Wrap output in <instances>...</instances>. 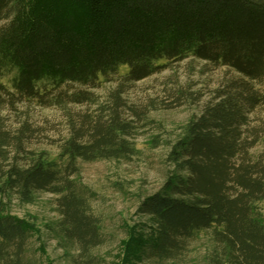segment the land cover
<instances>
[{"label": "trees", "instance_id": "16d2710c", "mask_svg": "<svg viewBox=\"0 0 264 264\" xmlns=\"http://www.w3.org/2000/svg\"><path fill=\"white\" fill-rule=\"evenodd\" d=\"M189 56L239 77L217 89L171 146L163 184L138 207L151 230L133 228L122 264L179 259L203 231L212 264H264V160L252 153L264 132L251 123L264 105V0H0V104L87 103L101 81H139L161 71V59ZM118 109L71 125L56 159L28 149L26 132L0 121V264H40L28 252L34 226L9 208L40 192L57 195L60 246L75 248L84 264L100 262L93 252L107 237L79 162L136 153Z\"/></svg>", "mask_w": 264, "mask_h": 264}, {"label": "rangeland", "instance_id": "374dc122", "mask_svg": "<svg viewBox=\"0 0 264 264\" xmlns=\"http://www.w3.org/2000/svg\"><path fill=\"white\" fill-rule=\"evenodd\" d=\"M163 69L142 80L125 82L117 76L101 81L93 89V100L83 104L43 106L35 100L0 104V121L12 133L25 131V146L46 152L50 159L58 157L59 147L68 136L71 125L83 126L86 118L102 115L109 118L118 107L121 119L130 123V139L136 153L129 160L101 159L80 161L78 178L90 186L97 197L93 209L102 219L106 234L104 244L94 249L97 264H122L125 243L133 228L148 234L151 218L138 211L140 202L163 184L168 169V152L181 137L186 123L213 100L217 89L223 88L239 74L227 66H216L189 56L167 61ZM122 66L119 75L128 72ZM2 81L8 83L9 77ZM117 95V96H116ZM120 103V106H117ZM86 115L88 117H86ZM251 123L264 132V105L251 114ZM264 160V136L252 149ZM57 195L40 192L31 203L13 200L12 214L35 228L29 242V255L38 256L40 264H84L73 247L59 244L56 227L60 214ZM264 215V202L258 205ZM215 256L209 231L201 232L189 244L181 258L161 264H212ZM138 264H158L138 261Z\"/></svg>", "mask_w": 264, "mask_h": 264}]
</instances>
